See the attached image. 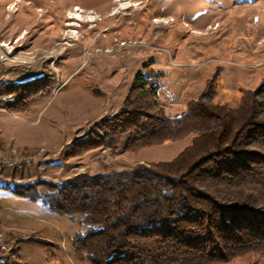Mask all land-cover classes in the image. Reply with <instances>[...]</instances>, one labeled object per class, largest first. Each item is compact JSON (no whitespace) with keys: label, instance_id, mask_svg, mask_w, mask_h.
Returning a JSON list of instances; mask_svg holds the SVG:
<instances>
[{"label":"rangeland","instance_id":"obj_1","mask_svg":"<svg viewBox=\"0 0 264 264\" xmlns=\"http://www.w3.org/2000/svg\"><path fill=\"white\" fill-rule=\"evenodd\" d=\"M139 73L157 85L166 116L185 113L210 81L215 101L236 106L264 84V0H0V95L13 98L0 105V162L32 159L23 171L2 169L0 181L60 182L174 159L194 133L62 155L119 112ZM17 83L25 86L9 94ZM82 231L78 218L0 187V242L9 248L0 264H89L73 246ZM223 264H264V255Z\"/></svg>","mask_w":264,"mask_h":264},{"label":"trees","instance_id":"obj_2","mask_svg":"<svg viewBox=\"0 0 264 264\" xmlns=\"http://www.w3.org/2000/svg\"><path fill=\"white\" fill-rule=\"evenodd\" d=\"M150 82L137 74L119 112L85 128L62 155L118 144L128 151L194 133L174 159L60 182L3 180L0 187L78 218L83 231L73 246L89 264H223L264 255V84L233 107L215 101L207 82L186 112L172 117L158 112ZM24 84H7L9 94ZM12 99L0 95V105Z\"/></svg>","mask_w":264,"mask_h":264},{"label":"built area","instance_id":"obj_3","mask_svg":"<svg viewBox=\"0 0 264 264\" xmlns=\"http://www.w3.org/2000/svg\"><path fill=\"white\" fill-rule=\"evenodd\" d=\"M31 164H32V159L28 157H24L21 159H15V160L10 159L7 161L0 162V171L4 168H10V169L12 168L17 171H23L24 169L30 167ZM8 251H9V248H7L5 244L0 242V254L4 252H8Z\"/></svg>","mask_w":264,"mask_h":264},{"label":"crops","instance_id":"obj_4","mask_svg":"<svg viewBox=\"0 0 264 264\" xmlns=\"http://www.w3.org/2000/svg\"><path fill=\"white\" fill-rule=\"evenodd\" d=\"M7 180V179H6Z\"/></svg>","mask_w":264,"mask_h":264}]
</instances>
